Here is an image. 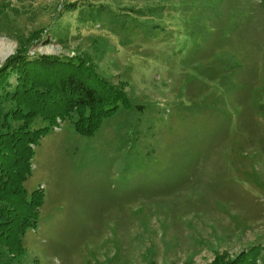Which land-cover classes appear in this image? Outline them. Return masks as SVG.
Wrapping results in <instances>:
<instances>
[{
    "label": "rangeland",
    "instance_id": "374dc122",
    "mask_svg": "<svg viewBox=\"0 0 264 264\" xmlns=\"http://www.w3.org/2000/svg\"><path fill=\"white\" fill-rule=\"evenodd\" d=\"M18 47L88 53L130 98L93 135L64 118L36 144L28 264H205L264 245V0H0V65Z\"/></svg>",
    "mask_w": 264,
    "mask_h": 264
},
{
    "label": "trees",
    "instance_id": "16d2710c",
    "mask_svg": "<svg viewBox=\"0 0 264 264\" xmlns=\"http://www.w3.org/2000/svg\"><path fill=\"white\" fill-rule=\"evenodd\" d=\"M100 7L89 10L100 15ZM127 84L100 74L85 52L30 55L18 47L0 65V264H28L24 235L36 226L45 193L39 185L28 190L24 182L40 138L64 118L81 134L93 135L104 119L130 104ZM263 247L253 243L233 256L217 252L205 264H258Z\"/></svg>",
    "mask_w": 264,
    "mask_h": 264
}]
</instances>
